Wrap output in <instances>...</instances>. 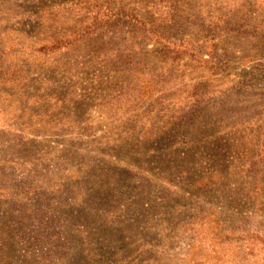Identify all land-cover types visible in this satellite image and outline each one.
Instances as JSON below:
<instances>
[{"label":"rangeland","instance_id":"1","mask_svg":"<svg viewBox=\"0 0 264 264\" xmlns=\"http://www.w3.org/2000/svg\"><path fill=\"white\" fill-rule=\"evenodd\" d=\"M0 264H264V0H0Z\"/></svg>","mask_w":264,"mask_h":264}]
</instances>
